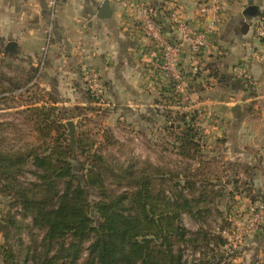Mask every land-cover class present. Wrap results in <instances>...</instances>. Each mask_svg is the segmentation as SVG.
Segmentation results:
<instances>
[{
    "label": "trees",
    "instance_id": "1",
    "mask_svg": "<svg viewBox=\"0 0 264 264\" xmlns=\"http://www.w3.org/2000/svg\"><path fill=\"white\" fill-rule=\"evenodd\" d=\"M198 73L189 79L185 73L188 89ZM4 78L11 81L0 75V85ZM6 88L0 87L2 100ZM163 90L165 105L176 102L172 89ZM46 104H27L22 111L29 113L25 119L36 141L0 146V194L7 206L0 212V264H229L226 239L213 225L205 229L208 218L221 212L216 184L194 169L174 171L133 152L126 161L106 156L88 138L67 134L61 122L69 109ZM175 120L182 131L174 133V122L165 121L167 144L181 158H198V117L184 112ZM183 214L197 229L184 225Z\"/></svg>",
    "mask_w": 264,
    "mask_h": 264
},
{
    "label": "crops",
    "instance_id": "2",
    "mask_svg": "<svg viewBox=\"0 0 264 264\" xmlns=\"http://www.w3.org/2000/svg\"><path fill=\"white\" fill-rule=\"evenodd\" d=\"M48 1L0 0V61L4 75L20 80L38 69V85L57 93L51 104L72 108L90 103L87 92L83 95L79 90L85 85L86 67L97 71L102 83V99L94 104H102V109L111 107L110 112L121 120L130 117L133 123H155L158 95L166 89L151 68L157 51L137 27L124 0H108L111 14L105 18L97 16L104 0H58L53 15ZM144 1L153 7L169 36L176 39L166 10L170 0ZM175 1L180 15L195 28L206 25V18L197 14L199 0ZM217 2L221 22L213 35V47L198 57L199 73L194 82L200 88L187 87L186 106L216 110V121L221 120L227 128L226 151L236 156L258 152L264 164V42L254 35L256 16L246 14L247 0ZM252 5L259 14L264 13V0H252ZM9 41L15 43L12 51L5 49ZM189 57L186 49L182 66L195 73L194 61ZM237 67L250 75L255 86L248 87L235 77ZM11 93L8 89L3 95L10 98ZM24 107L3 105L0 111ZM247 109L256 112L245 114ZM202 118L198 117V124L204 127ZM255 177L252 181L264 187V176ZM262 231L244 241L248 247L244 252H249L252 259L264 255Z\"/></svg>",
    "mask_w": 264,
    "mask_h": 264
},
{
    "label": "rangeland",
    "instance_id": "3",
    "mask_svg": "<svg viewBox=\"0 0 264 264\" xmlns=\"http://www.w3.org/2000/svg\"><path fill=\"white\" fill-rule=\"evenodd\" d=\"M57 2L55 8L57 7ZM55 13V12H54ZM47 42V38H45ZM185 73L190 76L193 72L188 67H183ZM211 70V68H210ZM201 71V70H200ZM197 72V71H196ZM186 74V75H187ZM0 75L4 77L2 69V61H0ZM7 78V76L5 75ZM85 78V85L79 88L83 95H86V87L88 85ZM11 78V77H10ZM15 77H12L8 82L4 78V83H1L0 87L10 89L12 96L2 100L0 98V109L4 106L14 107L19 104H32L38 103V105L46 102L51 105V102H55L57 93L52 90H44L43 87L38 85L39 73L38 69L36 73L27 74L26 77H21L20 80L14 81ZM189 79V78H188ZM247 86H255L248 80H243ZM209 82V81H208ZM248 86V87H249ZM165 88H168L164 85ZM193 88H200L197 83L192 82ZM252 90V89H251ZM14 93V94H13ZM168 92L161 97V93L158 95L157 103L154 114L157 117L155 123L146 122H131L130 117L124 120L118 119L116 115L110 112L111 107L105 109L100 108L102 104H82L81 106H74L69 109L70 116L65 121L71 120L74 123V137H86L93 142V148L101 150L106 156L115 155L121 161H126L130 157V153L139 156L142 159H148L151 163L158 166L168 167L174 171H187L194 169L197 175L207 177L212 183L216 184V188L220 190V193L215 197V203L220 209V213H213L208 218L205 229H210L211 226H221L228 230L230 238L226 239V244L223 246V250L228 253L227 263L229 264H264V255L257 256L252 259L249 252H244L248 249L244 244L247 237L242 239H236L237 232L243 228L248 218L252 215L253 210L259 203H264V187L260 185V182L253 180L259 174L264 176V164L261 163L262 157L257 153L248 151L243 155L230 154L226 151L227 145V128L221 120L209 121L203 115L200 116L202 120L206 122L204 127L198 124V133L201 136L199 138V146L201 149L198 158L186 159L181 158L177 153L171 149L167 144L171 139L163 131L165 121H173V132L177 133L182 131L178 128L181 123L175 120L176 116H180V113L187 112L199 117V112L196 108H188V99L183 98L173 93L171 98L176 100L174 103L165 105L164 98L168 97ZM102 92L97 101H101ZM9 97V95H7ZM170 97V96H169ZM5 99V98H3ZM96 101V102H97ZM173 104H177L175 107ZM56 106V105H55ZM95 107V110H83L75 109V107ZM180 106V107H179ZM32 107V106H31ZM59 109L63 107L57 106ZM24 108H13L11 110L0 111V146L3 148H17L24 146L25 143H33L36 141L37 132L34 130L33 125L26 121L25 117L29 113L22 112ZM213 115L217 112L213 111ZM247 109L246 113L252 114L256 110ZM100 111V112H98ZM176 113V114H175ZM170 116L165 119V116ZM179 114V115H178ZM32 116V115H31ZM216 116V115H215ZM199 120V119H198ZM5 122V123H4ZM198 122H201L200 120ZM169 127L168 124H166ZM207 128V129H206ZM68 134V127H65ZM206 130V132L204 131ZM168 131V130H167ZM166 138H165V137ZM248 147V146H247ZM248 154V155H247ZM255 164H252V161ZM191 168V169H190ZM257 169V170H256ZM27 178L33 177L26 173ZM210 182V183H211ZM4 197L0 194V212L7 210ZM13 210L20 211L19 207H14ZM19 218V215H16ZM187 228L195 230L197 227L185 214ZM264 212L259 222L257 232L264 229ZM256 232V233H257ZM264 232V230L262 231ZM254 235V234H252ZM251 235V236H252ZM257 234H255L256 236ZM0 242H2V236L0 234ZM245 245V246H244ZM185 256L191 258L193 251L187 247L184 250ZM195 254V253H194ZM197 256V255H196Z\"/></svg>",
    "mask_w": 264,
    "mask_h": 264
},
{
    "label": "built area",
    "instance_id": "4",
    "mask_svg": "<svg viewBox=\"0 0 264 264\" xmlns=\"http://www.w3.org/2000/svg\"><path fill=\"white\" fill-rule=\"evenodd\" d=\"M57 0H49L48 5L53 15ZM124 5L137 27L142 32L148 42L156 49L157 59L152 62V69L158 76L159 80L172 89L178 98L187 97V77L182 68L181 59L185 50L189 53V58L194 61L193 70L198 71L197 60L203 53L207 52L214 45L213 35L217 25L221 22V13L217 0H199L197 6L198 16L206 18V25L203 28H195L187 20H185L178 11V5L175 0H170L166 6L168 19L171 27L177 33V38H171L163 29L162 25L156 21L154 17V9L144 0H124ZM254 35L264 42V13L256 16L253 20ZM51 24L47 30V43L50 38ZM84 76L88 83L87 87L98 98L102 92V83L97 71L84 67ZM234 75L241 80H248L250 83V75L242 68L237 67ZM210 81V80H207ZM163 107V106H158ZM199 116L203 115L209 121H214L215 117L211 109L205 111L198 110ZM203 126L202 124H200ZM253 210L252 215L237 234L236 239H242L254 234L259 222L263 216L264 203H259ZM184 225L187 226L186 218H183ZM196 227L197 224H194ZM217 233L223 237L230 238L229 232L225 228L214 226ZM198 256V253H196Z\"/></svg>",
    "mask_w": 264,
    "mask_h": 264
},
{
    "label": "water",
    "instance_id": "5",
    "mask_svg": "<svg viewBox=\"0 0 264 264\" xmlns=\"http://www.w3.org/2000/svg\"><path fill=\"white\" fill-rule=\"evenodd\" d=\"M248 7L246 9V14L253 17L259 15L258 11L256 10V7L252 5V0H247ZM111 14V8L109 7L108 0H104L102 4L100 5L99 13H97V16L100 18L109 17ZM15 46V43L13 41H9L6 44L5 49L12 51ZM66 125L68 127V135L70 137H74V123L71 120L66 121ZM264 227V225H263Z\"/></svg>",
    "mask_w": 264,
    "mask_h": 264
}]
</instances>
